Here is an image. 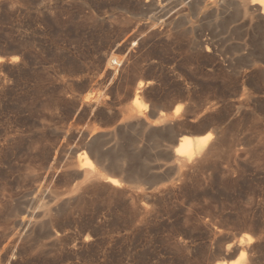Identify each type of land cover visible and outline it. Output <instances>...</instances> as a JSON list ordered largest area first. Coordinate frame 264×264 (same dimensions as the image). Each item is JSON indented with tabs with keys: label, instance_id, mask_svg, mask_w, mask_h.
I'll use <instances>...</instances> for the list:
<instances>
[{
	"label": "rangeland",
	"instance_id": "rangeland-1",
	"mask_svg": "<svg viewBox=\"0 0 264 264\" xmlns=\"http://www.w3.org/2000/svg\"><path fill=\"white\" fill-rule=\"evenodd\" d=\"M242 3L0 0V264H264V23Z\"/></svg>",
	"mask_w": 264,
	"mask_h": 264
},
{
	"label": "bare ground",
	"instance_id": "bare-ground-1",
	"mask_svg": "<svg viewBox=\"0 0 264 264\" xmlns=\"http://www.w3.org/2000/svg\"><path fill=\"white\" fill-rule=\"evenodd\" d=\"M152 1V0H151ZM232 1V0H231ZM177 2V1H176ZM194 2V1H193ZM221 2V1H220ZM230 2V1H229ZM233 2H235V1H233ZM240 2V1H239ZM160 3V2H159ZM174 3V2H173ZM172 3V4H173ZM200 3V2H199ZM236 3V2H235ZM238 3V2H237ZM244 3V4H243ZM243 5H245L246 3H251L252 5H254L255 6V9L256 10H254L255 11V13H257L256 11H258L259 13H260V15H261V17H262V19H263V23H264V0H243ZM176 4V3H175ZM221 4V3H220ZM241 4V5H242ZM225 5V4H224ZM230 5H232V4H230ZM235 5V4H234ZM237 5V4H236ZM235 5V6H236ZM239 5H240V3H239ZM238 5V6H239ZM249 5V4H248ZM223 6V5H222ZM221 6V7H222ZM233 6V5H232ZM237 6V7H238ZM246 6V5H245ZM223 8V7H222ZM239 8V7H238ZM237 8V9H238ZM249 8H250V6H249ZM253 8V7H252ZM231 9V8H230ZM201 10V9H200ZM199 10V11H200ZM220 10V9H219ZM236 10V9H235ZM245 10H247V8L245 9ZM180 11V10H179ZM217 11H218V8H217ZM248 11V10H247ZM216 12V11H215ZM236 12H238V11H236ZM249 12V11H248ZM248 12H246L247 13V15L249 14ZM167 13V12H166ZM221 13V12H220ZM240 13V12H239ZM242 14V13H241ZM211 15V14H210ZM243 15H244V13H243ZM250 15H251V13H250ZM253 15V14H252ZM251 15V16H252ZM249 16V15H248ZM257 16V15H256ZM225 17V16H224ZM243 17V16H242ZM250 17V16H249ZM236 18V17H235ZM246 18H248V17H246ZM257 18V17H256ZM250 20H252V18L250 17ZM256 21H257V19H256ZM256 21H255V23H256ZM259 21V20H258ZM257 21V22H258ZM258 23H260V21L258 22ZM262 24V23H261ZM182 33V32H181ZM212 37V36H211ZM264 47V46H263ZM248 49V48H247ZM264 51V50H263ZM255 58V57H254ZM109 62H111V61H109ZM136 91H137V89H136ZM133 102H134V107L138 110V114L137 115H139V116H142V114L144 113V111L145 110H147L148 109V107H149V105L145 102H142L141 100H139L138 99V97H137V95H135V99L133 100ZM133 104V103H132ZM134 108V109H135ZM136 110V111H137ZM179 112V109H178V107L173 111V114H177ZM163 113H165V112H163ZM165 117H163V114H161L160 115V117L157 119V123L158 124H160V125H163V124H165L167 121H168V119H167V114H165L164 115ZM136 117H138V116H136ZM156 120V119H155ZM139 124H141V123H139ZM154 129V128H153ZM154 130H156V129H154ZM167 132L168 133H170V135L172 134V136H173V130L172 129H168L167 130ZM166 132V133H167ZM174 133H175V131H174ZM213 134L212 133H206V134H204V135H200V136H195V137H190V136H185V137H183L182 138V141H180L179 142V144H177V146L175 147V150H174V153H175V157H176V159H177V163L179 164V162L180 161H183V162H185V163H189V162H191V160L192 159H194L195 157H198L201 153H203L205 150H207L206 148H207V146H208V144L209 143H211L212 142V139H213ZM211 141V142H210ZM210 146V145H209ZM95 150V149H94ZM210 150V149H209ZM95 154V153H94ZM97 156V155H96ZM201 156V155H200ZM86 160V159H85ZM81 161V160H80ZM114 162V161H113ZM104 163V162H103ZM124 163V162H123ZM92 165V164H91ZM114 165V164H113ZM82 167H83V165H81ZM89 168H87L86 169V171H87V175L89 176V175H94V174H96V169L94 168V167H90V166H88ZM83 168H86V166H84ZM117 168H119V170H121L122 172H124L125 171V167H124V165L122 164V163H118L117 164ZM80 169V168H79ZM85 170V169H84ZM118 170V169H117ZM85 171V172H86ZM121 173V172H120ZM109 177V182H110V184L111 185H113L115 188L117 187V186H119V180L117 181V179L118 178H116V177H110V176H108ZM87 178V177H86ZM93 181V180H92ZM121 188V187H120ZM240 251V250H239ZM238 252V251H237ZM240 254H239V257H237L238 259L235 261V263L234 264H240V262H241V260H243V259H245L246 258V255H247V252H246V250L245 249H243V250H241L240 252H239ZM236 254V252L235 251H232V252H230L228 255L230 256V257H233L234 255ZM240 259V260H239ZM240 261V262H239ZM243 264V263H242Z\"/></svg>",
	"mask_w": 264,
	"mask_h": 264
},
{
	"label": "crops",
	"instance_id": "crops-1",
	"mask_svg": "<svg viewBox=\"0 0 264 264\" xmlns=\"http://www.w3.org/2000/svg\"><path fill=\"white\" fill-rule=\"evenodd\" d=\"M245 87H247V89L248 90H250V83H249V81H246L245 82ZM246 97L245 96H243L242 97V101H244V100H246L245 99ZM248 99V98H247ZM259 102H262L263 104H264V95L261 97V100H259V98L256 100V99H253V101H252V104L249 106V111H251L252 112V115H253V117L251 118V120H250V122L248 123V124H246L245 125V133L246 132H251V131H253V129H254V127L256 128V127H258V125H260L261 123H263V120H264V117H263V115H261L262 114V110H260V107H259ZM173 111L174 110H172L171 111V115L172 116H174V114H173ZM243 114L241 115V116H243L244 115V111L242 112ZM209 122H210V120H208ZM251 123V124H250ZM250 124V125H249ZM189 130H193V131H198L199 129H201V128H198V127H190V128H188ZM183 133H178L177 134V140H180L181 139V137L183 136L182 135ZM203 135V134H202ZM179 142V141H178ZM245 149L247 150V152L250 150V151H252V150H254V147L253 146H245ZM248 160H251V162H253V159H251V158H248ZM258 162V161H257ZM258 166V165H257ZM258 168V167H257ZM237 169L239 170V172H240V174L241 175H244V173H248L250 170L253 172L254 171V167H249V166H247V167H237Z\"/></svg>",
	"mask_w": 264,
	"mask_h": 264
}]
</instances>
